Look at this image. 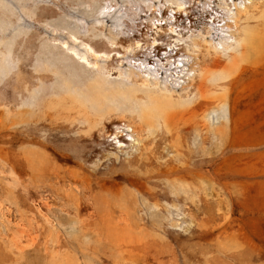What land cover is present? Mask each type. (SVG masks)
<instances>
[{"label": "rangeland", "instance_id": "1", "mask_svg": "<svg viewBox=\"0 0 264 264\" xmlns=\"http://www.w3.org/2000/svg\"><path fill=\"white\" fill-rule=\"evenodd\" d=\"M0 264H264V0H0Z\"/></svg>", "mask_w": 264, "mask_h": 264}, {"label": "bare ground", "instance_id": "2", "mask_svg": "<svg viewBox=\"0 0 264 264\" xmlns=\"http://www.w3.org/2000/svg\"><path fill=\"white\" fill-rule=\"evenodd\" d=\"M243 16H244V14H243ZM261 20H263V19H261ZM246 30H247V29L244 30V35H245V36H246ZM244 38H245V37H244ZM24 83H25V82H24ZM25 84H26V83H25ZM201 88L203 89L204 86H202ZM204 90H205V91L208 90V87L206 86V87L204 88ZM202 100H203V102H206V97H205V95L203 96V99H202ZM24 101H25V100H24ZM23 108H25V107H23ZM26 108H27V107H26ZM171 114H172L171 110H170L168 113H167V112H163L162 118H163V120H164V122L166 123L167 126H168V124L170 123V122H169V117L171 116ZM20 115H21V113H20ZM51 118H52V117H51ZM58 118H59V117H58ZM60 119H61V118H60ZM65 119H67V118H65ZM154 119H155V118H154ZM25 120H26V119H25ZM52 120H53V119H52ZM62 120H63V119H62ZM68 120H69V119H68ZM43 121H44V120H43ZM45 121L47 122L46 118H45ZM53 121H54V120H53ZM60 121H61V120H60ZM20 122H21V121H20ZM20 122H19V123H20ZM73 122H74V121H73ZM94 122H95V121H94ZM94 122H93V123H94ZM96 122H98V121H96ZM99 122H100V121H99ZM55 123H57V122H55ZM160 124H161V123H160ZM94 125H95V124H94ZM162 125H163V123H162ZM152 126H153V125H152ZM86 127H87V126H86ZM86 127H85V128H86ZM148 128H149V127H148ZM160 128H161V127H160ZM163 128H164V127H163ZM95 129H96V128H95ZM95 129H94V130H95ZM150 129H153V127L150 128ZM81 130H83V129H81ZM81 130H80V131H81ZM85 130L87 131V129H85ZM142 130H143V129H142ZM148 130H149V129H148ZM76 131H77V130H76ZM140 131H141V130H140ZM150 131H151V130H150ZM167 131H168V130H167ZM84 132H85V131H84ZM153 132H154V131H153ZM161 132H164V131H161ZM78 133H79V132H78ZM141 133H142V132H141ZM150 133H151V132H150ZM66 134H68V133H66ZM79 134H80V133H79ZM86 134H87V132H86ZM88 134H89V133H88ZM88 134H87V137H88ZM91 134H92V132H91ZM89 135H90V134H89ZM142 135H144V134H142ZM85 136H86V135H85ZM150 136H151V135H150ZM68 137H69V136H68ZM148 137H149V136H148ZM148 137H147V138H148ZM147 138H146V139H147ZM53 140H54V139H53ZM24 142H25V141H24ZM32 144H33V143H32ZM24 145H25V144H24ZM27 146H29V145H27ZM21 150H22V149H21ZM18 151H19V150H18ZM21 152H22V151H21ZM19 154L21 155L22 153H19ZM23 154H25V153H23ZM30 154H32V153H30ZM33 155H34V154H32L31 157H32ZM34 157H35V156H34ZM29 159H30V158H29ZM66 159H68V158H66ZM45 160H46V159H44V161H45ZM47 160H48V159H47ZM21 161H23V160H21ZM27 161H28V159H27ZM31 161H32V160H31ZM70 162H71V159H70ZM22 163H23V162H22ZM25 163H26V161H25ZM25 163H24V164H25ZM50 163H51V162H50ZM20 164H21V163H20ZM51 165H53V164H51ZM22 166H23V165H22ZM62 166H63V165H62ZM65 167H66V166H65ZM66 168H67V167H66ZM71 169H72V168H71ZM68 171H69V170H68ZM77 171H79V169H78ZM72 172H73V170H72ZM72 172H71V173H72ZM74 172H75V171H74ZM74 172H73V174H74ZM79 172H80V171H79ZM75 173H76V172H75ZM57 175H59V176L65 178V175H64V174H61V173H60V174H57ZM75 176H76V175L74 174L73 177H75Z\"/></svg>", "mask_w": 264, "mask_h": 264}, {"label": "crops", "instance_id": "3", "mask_svg": "<svg viewBox=\"0 0 264 264\" xmlns=\"http://www.w3.org/2000/svg\"><path fill=\"white\" fill-rule=\"evenodd\" d=\"M204 201L206 202V200L204 199Z\"/></svg>", "mask_w": 264, "mask_h": 264}]
</instances>
